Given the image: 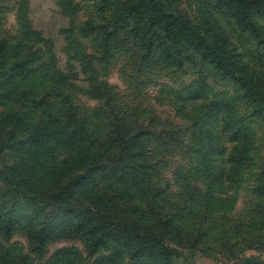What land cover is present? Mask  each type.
<instances>
[{"label":"rangeland","instance_id":"rangeland-1","mask_svg":"<svg viewBox=\"0 0 264 264\" xmlns=\"http://www.w3.org/2000/svg\"><path fill=\"white\" fill-rule=\"evenodd\" d=\"M136 1L0 0V47L17 59L32 56L15 82L0 77V120L17 112L38 122L41 86H52L70 94L96 143L57 146L51 136L40 155L0 148V264H264V120L250 99L209 65H202L204 86L190 88L200 65L167 64L160 48L143 61L144 51L121 39L124 33L104 61L88 57L98 30H110L124 4ZM158 1L195 18L204 1L215 0ZM218 17L246 56L264 53L231 17ZM96 84L113 92L109 105L93 92ZM192 90L202 93L199 104ZM232 101L239 135L222 132V112L212 109ZM116 112L124 132L112 126ZM192 115L202 121L194 125ZM141 124L147 129L138 142ZM85 157L95 164L79 176L75 168ZM100 232L105 237L91 252Z\"/></svg>","mask_w":264,"mask_h":264},{"label":"trees","instance_id":"trees-1","mask_svg":"<svg viewBox=\"0 0 264 264\" xmlns=\"http://www.w3.org/2000/svg\"><path fill=\"white\" fill-rule=\"evenodd\" d=\"M206 3L203 2V7L199 8L195 18L166 10L167 8H164L158 0H140L133 4L126 3L120 13L121 17L113 20L115 24L110 30H98L101 33L97 34L98 44L95 52H91L88 57L104 61L105 57L111 55L113 39L124 33L126 36L121 39L132 38L137 50L144 51L143 61L147 60L146 54H152L157 48H160L167 64L177 68H184L191 64L200 65V78L189 85L190 88L204 86L205 81H207L202 65H209L212 70L220 73L224 78L232 79L241 92V97L249 98L257 117L264 120V53H258L253 57L246 56L232 40L218 17V14L231 17L238 28L250 33L257 46L262 48L264 46V25L261 20L264 17V0H215L213 3L207 4L208 6ZM102 5L100 10L108 12L109 5ZM132 16H135V21L129 23L128 19ZM82 32L84 36L89 33L88 30H85V26L82 28ZM3 51L2 45L0 47V57L2 58L0 71L3 69L4 63L9 62L10 65L0 72V77L9 85L16 81L20 73L28 69L32 56L25 55L22 59H17L16 56L4 54ZM8 57L11 60H8ZM14 59L17 60L13 61ZM62 84L64 83L62 82ZM49 87L41 86L42 93L40 99L36 101L41 113V116L37 117L38 122H25L24 118H19L17 112L9 113L5 118H1L0 148L3 145L10 146L16 154L29 148L32 153H35L46 146V142L51 139V136L57 137V146L66 142L71 145L77 139H81L84 142L89 140L95 148V141L87 136L86 123L88 118H81L76 109L72 107L70 104L72 100L71 98L68 99L70 94L64 90L57 91L52 86L50 90ZM102 87L103 84L94 85L93 92L100 93L99 96L105 99V104L109 105L114 94L110 89L105 92ZM46 90L48 92H45ZM191 93L190 96L195 98L196 104H199L198 100L202 93L195 90H192ZM232 103L233 101L230 103L223 102L222 107L219 103L212 109H217L219 113L222 112V132L228 129L234 135H239L241 129L238 124L239 117L233 114L240 113L237 108L232 107ZM117 113L113 118L111 117L112 126L116 130L124 132L123 122H125V118ZM190 120L194 125L202 121L197 115L190 116ZM136 129L135 140L139 142L142 140L143 134H146L147 128L141 124L137 125ZM208 136L213 140H220L217 135L212 134L210 136L209 134ZM196 139L198 138L196 137ZM203 145L208 146V144ZM235 149L236 153L241 156L243 149L239 146H236ZM210 151L212 153L214 148L211 147ZM37 155L40 153L38 152ZM24 156H22V160L28 165ZM34 157L37 158V156ZM94 164L92 159L85 157L84 160L77 162L75 173L80 172L79 176H83ZM28 168L31 174H37L36 166H29ZM148 168L149 165L146 163L143 174H146ZM54 197H57V194H54ZM133 227L134 225L126 226L129 228V232L133 231ZM98 235V238H95L91 244V252L100 247L101 239L105 237L102 232ZM137 236L142 238L141 233H137Z\"/></svg>","mask_w":264,"mask_h":264}]
</instances>
